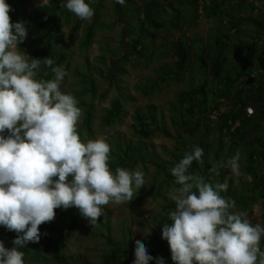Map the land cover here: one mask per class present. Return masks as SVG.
Returning <instances> with one entry per match:
<instances>
[{
  "label": "clouds",
  "instance_id": "9594fccd",
  "mask_svg": "<svg viewBox=\"0 0 264 264\" xmlns=\"http://www.w3.org/2000/svg\"><path fill=\"white\" fill-rule=\"evenodd\" d=\"M115 3L123 6L125 0ZM61 7L84 21L94 15L85 0H67ZM12 11L0 0V227L16 233L11 249L0 241V264H25L18 249L39 243L40 226L54 221L56 209L74 207L96 225L104 206L133 200L145 185V174L139 165L135 170L117 167L113 173L110 145L102 139L81 141V109L71 93L61 91L68 73L48 56L32 58L17 51L28 30L27 22L12 23ZM41 62L54 79L35 78ZM203 156V148L193 146L171 170L178 186L169 192L175 209L161 238L173 264H264V227L253 225L246 213L232 211L235 201L221 195L228 189L226 181L213 185L189 172L193 162L203 163ZM240 160L237 149L227 161L233 174L239 172ZM153 261L165 264L137 240L132 264Z\"/></svg>",
  "mask_w": 264,
  "mask_h": 264
},
{
  "label": "trees",
  "instance_id": "16d2710c",
  "mask_svg": "<svg viewBox=\"0 0 264 264\" xmlns=\"http://www.w3.org/2000/svg\"><path fill=\"white\" fill-rule=\"evenodd\" d=\"M19 1L24 2L25 0H6V3L14 9L10 14L12 23L22 22L16 11V4ZM194 1L173 0V4L169 5L173 12L172 20L165 18L163 12H166V9L159 0H149L141 8H136L140 25L134 28L132 41L127 45V52L124 56L125 62L134 57L139 62L138 66L143 65L144 68H148L154 64L158 59L149 48L148 42L154 43L158 32L183 30L188 23L182 19V8H187ZM236 1L238 3H233ZM250 1L252 0H229V12L228 10L224 11L223 2L209 0L207 4L204 3L202 8L207 13L206 17L218 19L223 13H226L224 18L230 19V21L223 20V23L229 24L230 27L225 32L222 29L223 31L215 35L206 45L202 43V39H194L191 44L184 39L174 42L172 45L175 59L173 66L162 65L157 68L155 77L147 79L144 87L146 89L145 94H149L153 85L159 87V85L167 84L171 80L178 81L181 77L179 74L185 72L190 66H193V72L199 74L201 79V83L180 92L176 101L171 104L170 122L175 132V138H173L175 144L173 148L174 158L164 168L161 167V173L164 177L163 184L169 189L178 187L174 184V177L171 175L172 168L183 159L186 152H190L193 146H196V144H189L190 139L195 137L198 132V130L192 129L196 125V121L200 118L203 120L207 115L217 114L223 102L230 97L233 99V106L218 115L216 124L222 138H229L227 154L223 156L226 162L230 159L231 149L235 146L240 147L239 150L243 153V166L241 167L243 177L239 178L243 181L240 183L241 187L234 186L235 174L231 172L229 167H220V164L217 163L215 165L217 171H211L213 167L210 162L211 154H214V158L220 159L224 150L219 149L215 143L208 141V133L199 140L197 145L204 150L203 163L193 162L189 172L199 174L206 183L213 185L226 181L228 189L221 195L234 200L235 205L240 207L249 217L252 216V207L256 202L261 203L264 210V71L259 74L255 73L259 69L253 66L250 46L256 44L251 40L244 41L242 39V36L248 37L246 29L252 32H258L257 29L264 30V22L256 17L242 14L243 6H253L249 3ZM254 2L264 4V0H254ZM60 12L64 16L70 17L67 11L60 9ZM261 14L260 9L257 17ZM36 18L38 27L34 30L36 35L33 39L40 44V49L32 55V58L43 59L48 56L55 61L57 66H64L68 63L70 54L65 47L61 46L63 39L59 14L52 13L51 5H44L36 10ZM178 21L184 23L182 28ZM103 27L105 25L99 22L98 14L95 13L92 24L86 27L85 36L80 42L84 49L90 48L94 43L96 28ZM243 27L246 29H242ZM252 27L255 30H251ZM23 44L24 42L19 44L20 48H23ZM101 60L104 62L106 58L102 57ZM193 61L194 63H192ZM41 66L43 68L38 71L35 78L41 81L54 79L51 69L44 66L43 62H41ZM86 67L87 72L92 73L93 69L90 68L88 61ZM125 73L126 69L121 67L119 74ZM80 76L88 77V74L81 73ZM252 76H255L254 80L250 84L244 85V81ZM86 82H91V84L88 83L90 85L94 84L92 78ZM240 84L242 85L239 87ZM122 108V101L114 102L113 108L109 111V124L121 120ZM150 109L146 113H138L136 116L135 121L139 126L137 133L147 139L156 133L170 136L162 122L164 118L162 116H160L162 119L157 117ZM248 109H253V114H249ZM92 119V111H89L86 118L83 119L89 140L92 136ZM114 147L111 149L109 158L111 171L115 172L117 167L133 169L138 163L143 168L148 167L149 158L152 157V154L151 156L145 154L142 147L133 146L129 143L118 144ZM165 201L167 203L164 206V215L160 218V223L171 224L169 212L174 210L175 206L169 203L167 199ZM55 211L54 221L40 226L41 239L39 243H29L25 248L18 249L24 252L25 264H82L73 256L65 255L64 250L84 218L80 215L79 210L74 207L68 210L56 209ZM103 224L107 236L103 235L106 249L101 257V264H122L132 248L126 240H114L110 234L107 221ZM15 238L16 233L6 229L4 233H0V241H3L4 246L8 249L14 247L12 241ZM154 241L159 243L156 238ZM260 246L261 250L264 251V238H262ZM158 248L154 244L150 247L149 254L155 255ZM165 251L171 259L170 250ZM171 264H173L172 260Z\"/></svg>",
  "mask_w": 264,
  "mask_h": 264
},
{
  "label": "rangeland",
  "instance_id": "374dc122",
  "mask_svg": "<svg viewBox=\"0 0 264 264\" xmlns=\"http://www.w3.org/2000/svg\"><path fill=\"white\" fill-rule=\"evenodd\" d=\"M147 1L149 0H125V4L121 6L115 3V0H85L93 9L94 14H98L99 22L105 25L103 28H96V38L88 49H84L80 42L85 36L86 27L92 24L94 15L90 20H80L68 11L66 7H61V3L66 4L67 0H25L16 4V11L22 22H27L26 27L28 30L23 48L18 46L17 51L21 54L26 53L30 57L40 49V44L33 39L36 35L34 30L38 27L36 10L41 6L51 5L52 13L59 14L63 39V45L61 46L65 47L70 54L68 63L63 66L68 75L61 82V91L66 94L71 93L77 100V107L81 109V117L77 124V132L81 141L86 143L89 140L83 119L86 118L89 111H92V136L90 140L102 139L110 145L111 149H114V146L118 144L129 143L133 146L142 147L145 154H150V156L152 154V157L149 158L148 167L143 168L138 163L132 169L135 170L139 165L145 174V185L141 190L135 192L133 200L123 204L110 202L104 206V215L98 219L96 225L92 226L88 220L83 219L77 232L71 236L65 247L64 254L73 256L82 264H101V257L106 249V242L103 236H107L106 228L103 224L106 221L110 227L112 238L114 240H126L132 248V251L122 264H132L137 240L143 241L148 254L151 246L154 244L158 246L159 248L155 251L156 254L149 255L163 257L165 264H171L170 256L165 251L169 249L168 243H165L166 241L161 238L163 224L160 223V218L164 215V206L167 203L165 199L174 205V202L169 199V192L172 188L169 189L163 184L164 177L161 173V167L164 168L174 158L173 148L175 144L173 143V138H175V132L170 122V117L172 116L170 108L180 92L191 89L201 83V79L199 74L193 72V66H190L185 72L179 74L181 77L178 81L171 80L167 84L159 85V87L153 85L149 90V94L144 92L146 90L144 89L145 82L147 79L155 77V70L160 66H173L175 59L172 45L174 42L184 39L191 44L194 39H202V43L206 45L215 35L221 33L222 29L225 32L230 27L229 24L225 25L223 23V20L230 21V19L224 18L227 15L226 13H223L218 19L206 17L207 13L203 11L202 7L209 0H195L187 8H182V19L188 23L183 30L176 29L158 32L154 43L148 42L149 48L158 59L154 64L148 68H144L143 65L138 66L139 62L134 57L125 62L124 56L127 52V45L132 41V35L135 32L134 28L140 25L135 9L141 8ZM159 1L166 9V12H163L165 18L172 20L173 12L169 5L173 4V0ZM217 1L223 2L224 11L228 10L229 12V0ZM249 3L253 6H243L242 14L256 17L261 22H264V4L254 2V0ZM60 9L61 11H67L70 17L64 16ZM260 9L262 14L257 17ZM178 24L182 28L184 23L178 21ZM242 29H246V27ZM253 29L255 30L252 27L251 30ZM246 31L248 37L242 36V39L244 41L251 40L256 44L250 46L251 57L254 68L259 69L255 73H262L264 71V30L257 29L258 32H252L246 29ZM190 48L192 47L190 46ZM102 57L106 58L104 62L101 60ZM87 61L90 68L93 69L92 73L87 72ZM121 67L126 69V73L123 75L119 74ZM42 68L41 66L39 71ZM81 73L88 74V77L80 76ZM90 78L94 82L93 85H90L91 82H88L90 84L86 82ZM254 78L255 76L246 79L243 84H250ZM241 85L238 86L240 87ZM118 100L122 101L123 105L121 120L117 123L109 124V111L113 108L114 102ZM232 106L233 99L230 97L223 102L217 114L207 115L203 120L201 118L200 120L198 119L196 125L192 128L198 130V132L195 137L190 139L189 144H196L197 146L199 140L208 133V141L215 143L219 149L224 150L220 159L214 158V154H211L210 162L212 166L223 162L224 166L228 167L223 156L227 154L229 138H222L216 123L218 115ZM149 108L157 117L162 116L164 118L162 122L169 131L170 136L156 133L150 139H147L137 133L139 126L135 121L136 116L138 113H146ZM218 141L220 142L218 143ZM237 149H240V147L235 146L231 149L230 158L234 156ZM240 154V169L234 175V186L238 188L241 187L240 183L243 182L239 179L243 177L241 174V167L243 166V153L241 150ZM232 211L237 213L244 212L236 205ZM246 218L253 225L260 224L264 227V210L261 203L256 202L252 207V216L249 217L247 214ZM4 232L5 229L0 227V233ZM155 238L160 244L154 241ZM152 264H155V261Z\"/></svg>",
  "mask_w": 264,
  "mask_h": 264
},
{
  "label": "built area",
  "instance_id": "2783aa9c",
  "mask_svg": "<svg viewBox=\"0 0 264 264\" xmlns=\"http://www.w3.org/2000/svg\"><path fill=\"white\" fill-rule=\"evenodd\" d=\"M249 114H253V109H248Z\"/></svg>",
  "mask_w": 264,
  "mask_h": 264
}]
</instances>
